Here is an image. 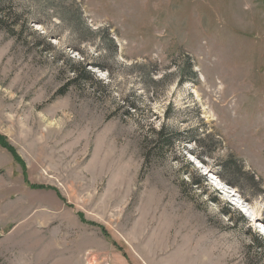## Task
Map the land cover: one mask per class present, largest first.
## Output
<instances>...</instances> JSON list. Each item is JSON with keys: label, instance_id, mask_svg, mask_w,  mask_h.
Listing matches in <instances>:
<instances>
[{"label": "rangeland", "instance_id": "1", "mask_svg": "<svg viewBox=\"0 0 264 264\" xmlns=\"http://www.w3.org/2000/svg\"><path fill=\"white\" fill-rule=\"evenodd\" d=\"M0 135V264H264V0H0Z\"/></svg>", "mask_w": 264, "mask_h": 264}, {"label": "trees", "instance_id": "2", "mask_svg": "<svg viewBox=\"0 0 264 264\" xmlns=\"http://www.w3.org/2000/svg\"><path fill=\"white\" fill-rule=\"evenodd\" d=\"M74 75H75V72H72ZM75 78H72V80H74ZM162 132H163V128L158 132V134L162 135ZM0 146L1 147H4L7 151H9L11 153V155L15 158L16 157V154L15 153V150L12 148V146H10V144L7 142L6 138L3 136V135H0ZM33 187H44V186H41V185H38V186H33ZM47 188V187H45ZM240 215V220L241 221H245L244 217L239 213ZM97 226L103 231L104 229L97 224ZM257 247L260 248V247H263V244L261 245V243L257 244Z\"/></svg>", "mask_w": 264, "mask_h": 264}]
</instances>
